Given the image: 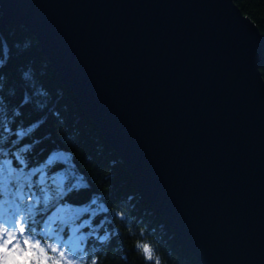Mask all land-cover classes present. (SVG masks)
Masks as SVG:
<instances>
[{"label": "water", "instance_id": "water-1", "mask_svg": "<svg viewBox=\"0 0 264 264\" xmlns=\"http://www.w3.org/2000/svg\"><path fill=\"white\" fill-rule=\"evenodd\" d=\"M0 11V26L37 38L200 264H264V36L234 0H0Z\"/></svg>", "mask_w": 264, "mask_h": 264}, {"label": "trees", "instance_id": "trees-1", "mask_svg": "<svg viewBox=\"0 0 264 264\" xmlns=\"http://www.w3.org/2000/svg\"><path fill=\"white\" fill-rule=\"evenodd\" d=\"M234 1L264 36V0ZM0 44L11 50L6 75L0 77V205L5 209L11 202L5 189L9 170L26 171L31 207L39 209L36 219L48 222L45 183L38 174L44 172L51 179L55 172L64 179L59 202L78 214L73 221L65 220L59 245L71 264H200L169 222L141 196L120 155L51 67L37 38L23 26L7 24L0 26ZM260 70L264 76V64ZM24 72L29 73L27 80ZM59 152L65 154L64 160ZM100 205L103 210L97 211ZM83 220V244L77 248L64 244L69 230ZM47 224L41 225L48 237L45 245L55 242L46 233Z\"/></svg>", "mask_w": 264, "mask_h": 264}, {"label": "snow or ice", "instance_id": "snow-or-ice-1", "mask_svg": "<svg viewBox=\"0 0 264 264\" xmlns=\"http://www.w3.org/2000/svg\"><path fill=\"white\" fill-rule=\"evenodd\" d=\"M10 59V48L6 44H0V77L6 75L4 69L8 67ZM23 77L27 80L29 73L24 72ZM27 99V96L21 95L22 101ZM21 177L22 174L15 176L9 170L8 180L5 182V189L11 196V202L7 203L3 219H0V264H71L64 248L59 246L64 231L62 226L57 225L53 228L58 237L56 242L47 245L43 243L48 237L43 234L44 230L41 225L48 223V227L51 228L55 222L36 219L39 209L31 207L32 186L27 182V177L22 179ZM13 180L16 183L10 187L8 182ZM26 201L28 207H25ZM39 203L38 198L37 204ZM96 203L93 201L94 205ZM96 210H103V206L100 205ZM144 252L150 256V249L147 245L144 246Z\"/></svg>", "mask_w": 264, "mask_h": 264}, {"label": "rangeland", "instance_id": "rangeland-1", "mask_svg": "<svg viewBox=\"0 0 264 264\" xmlns=\"http://www.w3.org/2000/svg\"><path fill=\"white\" fill-rule=\"evenodd\" d=\"M13 175L19 176L20 173L23 177H27V182L30 179L29 174L26 171L23 172H16L14 169H12ZM38 180L41 183H45L44 189H45V210L48 214V222L54 221L55 224L50 228L46 227V233L50 236H52L56 242L58 239L56 233L53 231V228H55L57 225L64 227L65 220L73 221L77 216V212L75 209L68 205V204H61L59 202V199L63 196L65 190L63 187V176L57 173L51 174V179H48L46 174L44 172H41L38 174ZM55 202V203H54ZM4 216V209L0 205V219H3ZM86 223L85 220L75 223V225L69 230V234L64 240V244L71 248H77L80 247L84 242V232L80 229L81 226ZM93 230V229H92ZM94 234L95 231H93ZM102 238H106V235L103 234Z\"/></svg>", "mask_w": 264, "mask_h": 264}]
</instances>
